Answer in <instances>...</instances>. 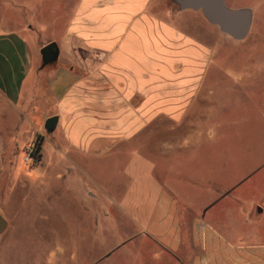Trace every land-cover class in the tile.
Returning a JSON list of instances; mask_svg holds the SVG:
<instances>
[{"label":"crops","instance_id":"crops-1","mask_svg":"<svg viewBox=\"0 0 264 264\" xmlns=\"http://www.w3.org/2000/svg\"><path fill=\"white\" fill-rule=\"evenodd\" d=\"M166 1L75 0L57 42L58 63L35 75L29 33L0 32V197L11 190L14 173L6 175L5 166L15 162L14 149L41 136L42 159L48 143L57 159L85 174L86 195L118 197L114 204L142 234L131 236L138 243L132 264H264V202L246 208L243 191L234 189L206 190L216 196L203 206L180 202L157 180L155 161L140 152L159 133L178 129L187 131L180 151L209 138L185 119L212 115L198 102L213 42L205 39L203 21L193 19L199 13L173 17L160 9ZM38 108L45 121L58 118L51 135L37 125ZM13 114L22 117L17 128ZM27 134L31 140L19 145Z\"/></svg>","mask_w":264,"mask_h":264},{"label":"rangeland","instance_id":"rangeland-1","mask_svg":"<svg viewBox=\"0 0 264 264\" xmlns=\"http://www.w3.org/2000/svg\"><path fill=\"white\" fill-rule=\"evenodd\" d=\"M74 1L0 0V32L29 33L33 75L41 69L40 50L60 41L66 32ZM225 3L231 9H249L252 13L250 31L242 41L223 33L200 11L181 10L172 0L160 7L173 17L184 13L188 20L192 19L190 13H199L192 14L193 19L203 21L205 39L214 46L203 85L204 100L198 102V107L212 115L185 119V123L194 121L198 128L208 131L209 138L180 151L187 131L178 129L159 133L153 143L140 148L155 161L157 180L171 188L178 201L187 198L195 207L216 196L206 193L209 189L243 191L246 208L264 202V187H260L264 177V0ZM36 112L37 125L45 135H51L45 129V110L38 108ZM9 121L17 128L22 117L13 114ZM32 137L27 134L17 142L21 145ZM22 146L14 149L15 162L5 166L6 175L11 171L14 175L10 192L6 190L0 197V214L8 222L0 236V264H132L130 253L138 243L134 245L130 239L142 234L114 204L118 197L86 195L85 174L66 160L57 159L61 155L54 154L48 143L44 160L41 156L32 164L24 161L27 146ZM119 182L122 192L124 181ZM231 216L223 213L218 217L235 218ZM236 225L237 232H243Z\"/></svg>","mask_w":264,"mask_h":264},{"label":"water","instance_id":"water-1","mask_svg":"<svg viewBox=\"0 0 264 264\" xmlns=\"http://www.w3.org/2000/svg\"><path fill=\"white\" fill-rule=\"evenodd\" d=\"M181 10L200 11L204 17L220 30L237 41H242L248 35L252 24V13L249 9H231L225 0H172ZM41 69L54 67L60 57L56 42L44 46L40 50ZM58 124L57 117L49 118L45 123L48 134L53 133ZM8 228L7 220L0 214V236Z\"/></svg>","mask_w":264,"mask_h":264},{"label":"built area","instance_id":"built-area-1","mask_svg":"<svg viewBox=\"0 0 264 264\" xmlns=\"http://www.w3.org/2000/svg\"><path fill=\"white\" fill-rule=\"evenodd\" d=\"M24 161L27 164L36 163L39 161V153L37 152L36 142L31 143L26 147Z\"/></svg>","mask_w":264,"mask_h":264},{"label":"trees","instance_id":"trees-1","mask_svg":"<svg viewBox=\"0 0 264 264\" xmlns=\"http://www.w3.org/2000/svg\"><path fill=\"white\" fill-rule=\"evenodd\" d=\"M44 138L41 136H38L36 139V145H37V152L39 153V158L41 157V151H42V145H43Z\"/></svg>","mask_w":264,"mask_h":264}]
</instances>
